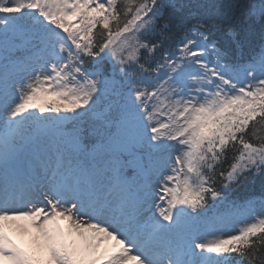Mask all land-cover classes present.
Segmentation results:
<instances>
[{
    "label": "snow or ice",
    "instance_id": "1",
    "mask_svg": "<svg viewBox=\"0 0 264 264\" xmlns=\"http://www.w3.org/2000/svg\"><path fill=\"white\" fill-rule=\"evenodd\" d=\"M0 264H264V0H0Z\"/></svg>",
    "mask_w": 264,
    "mask_h": 264
},
{
    "label": "rangeland",
    "instance_id": "2",
    "mask_svg": "<svg viewBox=\"0 0 264 264\" xmlns=\"http://www.w3.org/2000/svg\"><path fill=\"white\" fill-rule=\"evenodd\" d=\"M61 224H63V222H61ZM8 234L17 244H19L21 247H24L26 251L30 250L27 243V237L22 238L11 229L8 230ZM101 251H104V249L102 248Z\"/></svg>",
    "mask_w": 264,
    "mask_h": 264
}]
</instances>
